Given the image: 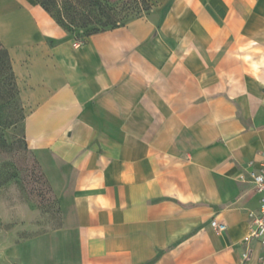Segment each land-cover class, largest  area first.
Here are the masks:
<instances>
[{
    "label": "crops",
    "instance_id": "1",
    "mask_svg": "<svg viewBox=\"0 0 264 264\" xmlns=\"http://www.w3.org/2000/svg\"><path fill=\"white\" fill-rule=\"evenodd\" d=\"M0 44L59 208L0 264H264L239 179L264 161V0H166L85 37L0 0Z\"/></svg>",
    "mask_w": 264,
    "mask_h": 264
},
{
    "label": "rangeland",
    "instance_id": "2",
    "mask_svg": "<svg viewBox=\"0 0 264 264\" xmlns=\"http://www.w3.org/2000/svg\"><path fill=\"white\" fill-rule=\"evenodd\" d=\"M62 1L57 0V5L52 7L53 14L57 15V11L64 15L73 14L76 10H84L78 0H70L74 3L70 7L67 3L66 8ZM101 1L105 9L99 10V16H110L123 24L149 14L166 0ZM91 20L93 24L87 28L67 24V31L80 37L91 30L96 19ZM83 29L85 31L80 33ZM2 50L0 45V247L50 229L57 225L59 219V208L48 179L41 173L25 144V113Z\"/></svg>",
    "mask_w": 264,
    "mask_h": 264
},
{
    "label": "trees",
    "instance_id": "3",
    "mask_svg": "<svg viewBox=\"0 0 264 264\" xmlns=\"http://www.w3.org/2000/svg\"><path fill=\"white\" fill-rule=\"evenodd\" d=\"M36 3L41 5V7L46 10L54 19L55 21L61 25L63 28L68 30L67 24H72V25H77L80 26V28H87L88 25L93 24L91 18H95V23L92 26L91 30L88 32L82 34L80 37H85L88 36L92 33L99 32L102 30H106L109 28H114L117 26L122 25L119 20L116 18L107 16V17H101L99 16V10L105 9L104 4L102 3L101 0H78L77 3L81 4L83 6V11L81 10H76L73 12V14L70 13H65L62 14L60 11H57V15L53 14L52 7L57 5V0H35ZM68 3V4H67ZM74 2L70 0H63L62 1V6L68 5L69 7L73 5ZM76 3V2H75ZM75 5V4H74ZM67 6H65L66 8ZM74 9H76L74 7ZM98 10V12H97ZM68 22V23H67ZM124 24V23H123ZM85 30H80V33H83ZM1 45V44H0ZM2 47V53L4 56V61L7 65V67L10 70V75L13 79L14 86L16 87V91L18 93L17 85L15 82V78L11 69V64H10V59L7 50L1 45ZM19 96V94H18ZM24 121V117H23ZM23 132H24V127H23ZM24 136V135H23Z\"/></svg>",
    "mask_w": 264,
    "mask_h": 264
},
{
    "label": "built area",
    "instance_id": "4",
    "mask_svg": "<svg viewBox=\"0 0 264 264\" xmlns=\"http://www.w3.org/2000/svg\"><path fill=\"white\" fill-rule=\"evenodd\" d=\"M239 179H247L260 193V205L258 211L255 215H253L252 225L250 226L249 231L244 236L243 240L248 242L251 239H256L260 243L263 249L262 261L264 262V161L260 163L258 168L249 170L247 176L241 174ZM210 225L217 233H220L226 229L225 222L219 221L216 218H212L210 220Z\"/></svg>",
    "mask_w": 264,
    "mask_h": 264
}]
</instances>
